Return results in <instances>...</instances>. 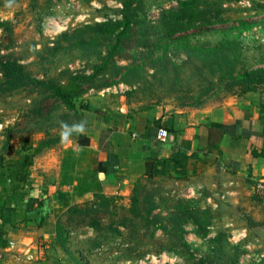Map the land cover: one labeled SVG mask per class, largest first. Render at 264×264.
Masks as SVG:
<instances>
[{
  "label": "rangeland",
  "instance_id": "obj_1",
  "mask_svg": "<svg viewBox=\"0 0 264 264\" xmlns=\"http://www.w3.org/2000/svg\"><path fill=\"white\" fill-rule=\"evenodd\" d=\"M178 5L179 0H143L136 10L138 23L126 36L122 50L115 53L94 85H84L88 89L81 97L101 110L134 113L155 106L169 112L211 108L240 96L241 85L230 83L203 49L236 37L242 45L228 54L237 67H264V0H224L225 21L163 38L161 17ZM121 8L117 0H0V22L12 23L10 29L0 28V42L4 45L0 59L18 60L32 76L61 83L68 81L71 72L94 73L95 65L106 63L115 40L103 38L97 46L80 47L73 45L75 40L65 33L72 35L88 23L120 19ZM66 113V108L48 98L47 93L36 92L33 83H24L11 93H0V152L10 126L16 130L7 148L16 141L36 145L45 130L59 131L60 120H75ZM142 183V204L156 205L150 217L158 224L144 227L140 221L130 238V248L120 249L112 237L98 236L92 227L74 222L67 248L62 249L65 264H193L190 254L198 259L206 256L214 264H231L237 246L236 264H264V226L249 229L246 219V214L264 219V208L254 192L243 190L236 194L218 187L196 192L175 188L174 193L168 183L161 184L159 180ZM136 184L127 195L115 194L122 197L117 214H97L104 223L131 215L129 207ZM94 194L75 204L94 202ZM189 200L192 205L184 214L182 204ZM65 211L60 209L57 216ZM190 213L199 227L188 217ZM185 218L189 220L183 226L184 233L178 222ZM123 231L130 235L125 228ZM182 235L190 246H180L178 252L168 251L182 241ZM216 237L220 242L214 241ZM52 246L57 248L54 242Z\"/></svg>",
  "mask_w": 264,
  "mask_h": 264
},
{
  "label": "crops",
  "instance_id": "obj_2",
  "mask_svg": "<svg viewBox=\"0 0 264 264\" xmlns=\"http://www.w3.org/2000/svg\"><path fill=\"white\" fill-rule=\"evenodd\" d=\"M85 134L86 146L70 139L38 154L27 180L17 161L32 143L13 140L0 153V264H31L27 253L36 264H65L63 250L52 246L60 209L97 192L127 195L149 161L157 177L194 192H254L264 180V90L196 110H110Z\"/></svg>",
  "mask_w": 264,
  "mask_h": 264
},
{
  "label": "trees",
  "instance_id": "obj_3",
  "mask_svg": "<svg viewBox=\"0 0 264 264\" xmlns=\"http://www.w3.org/2000/svg\"><path fill=\"white\" fill-rule=\"evenodd\" d=\"M122 3L123 8L120 9L121 18L120 19H107L102 22L88 23L83 27H80L72 35L65 33V36L73 41L75 46H97L102 39L115 40L114 44H111V51L106 57V63L104 65H95V72L88 73H70L69 79L66 83H61L55 80H42L40 78L32 76V74L27 70L25 64L20 63L18 60H1L0 59V72L2 77L0 78V93H11L16 91L22 84L33 83L36 92L47 93L48 98H54L61 105H63L66 110L67 117L75 116V120L67 121L69 124L73 122L85 121L86 130L93 124L94 117L96 118L99 114H104L107 111L105 109H100L98 107H93L90 100L83 99L81 95L88 89L84 86L86 83L94 85L96 78L100 76L105 68L111 64V61L118 50H122L123 43L126 36L129 34L132 26L138 23L136 10L141 7L143 0H117ZM238 1V0H235ZM224 0H179V5L176 9H171L166 11L161 17L159 27L163 31V38H171L177 33L186 32L192 28L209 27L215 23L223 22L226 19L223 17L226 9L223 7ZM136 4V5H135ZM146 21V19L144 20ZM11 21L0 22V28L10 29ZM149 29V28H148ZM147 29V30H148ZM147 30H144L147 32ZM242 45V41L239 38H226L222 40L220 44L209 49H203L208 53L209 58L214 59L218 67V71L222 72L225 76L227 75V80L230 83H237L241 85V93L243 95L247 92L264 90V67L251 68V67H241L238 68L237 64L229 56L228 51L236 52ZM4 49V45L0 42V56L1 51ZM88 86V85H87ZM39 114H42V108L37 109ZM45 111V110H44ZM30 111L29 114H31ZM28 115V114H27ZM59 126V125H58ZM15 126H10L8 133L3 141L2 148L4 149L0 153L7 151V147L10 141L14 137ZM70 139L76 141L80 145L86 146L90 142V138L85 134L73 135ZM59 131L56 133L49 132L45 130L44 137L39 140L36 145L31 144L29 147L24 146L19 151L20 153L25 150V154L17 161V165L20 170L17 174L21 175V180H27L29 175V167L34 164L35 157L41 152L61 145ZM22 169L24 172H22ZM153 181L162 184L168 183L166 178L157 177L154 171V163L151 161L147 162V170L145 175L138 179L137 184L133 190L131 196V206L129 207L130 216L121 217V221H110L109 223H104L97 215L99 212L110 213L111 215L117 214V209L119 206V200L122 198L120 195H108L103 192H97L94 194V202L87 203L86 205H81L80 203L73 204L69 206L64 215H59L54 226V246H58L61 249H66L70 234L73 233L71 229V224H83L92 227L97 233L105 238L112 237V240L116 243L118 248H130L131 242L130 238L134 237V233L138 230V226L143 222V226L149 227L151 225H157L155 219L150 217L153 213L156 205L150 204L144 206L141 201L140 192L143 189L142 181ZM170 190L176 193L175 186L169 184ZM254 197L258 198V204H261L264 208V198L259 196L254 192ZM192 200L188 203L182 204L184 214L190 209L192 205ZM191 204V205H190ZM181 206V205H180ZM247 215L248 228L253 229V227L264 226V219H255L250 214ZM62 216V217H61ZM63 216H66L63 218ZM188 217H191L193 221L195 220L194 215L191 213ZM139 220V221H138ZM181 220L178 222L180 230L184 231L186 221ZM192 221V222H193ZM140 222V223H139ZM197 224L198 223L193 222ZM203 225L205 226L206 223ZM176 225L175 229L178 228ZM123 228L130 232V235H125L127 231H123ZM110 232V233H108ZM208 233V232H207ZM109 234V235H108ZM207 235V234H206ZM181 242L172 245L168 248V251L178 252L179 247L187 248L190 243L182 235ZM214 241H219V237H216ZM213 241V242H214ZM59 243V244H57ZM223 242L220 246H223ZM237 251L233 254V261L231 264H236L239 255V246L236 248ZM193 258V264H214L212 259L208 257H202L200 259ZM237 258V259H236Z\"/></svg>",
  "mask_w": 264,
  "mask_h": 264
},
{
  "label": "clouds",
  "instance_id": "obj_4",
  "mask_svg": "<svg viewBox=\"0 0 264 264\" xmlns=\"http://www.w3.org/2000/svg\"><path fill=\"white\" fill-rule=\"evenodd\" d=\"M58 123L61 143H68L73 135H82L86 131L85 121L69 124L67 121L60 120Z\"/></svg>",
  "mask_w": 264,
  "mask_h": 264
},
{
  "label": "built area",
  "instance_id": "obj_5",
  "mask_svg": "<svg viewBox=\"0 0 264 264\" xmlns=\"http://www.w3.org/2000/svg\"><path fill=\"white\" fill-rule=\"evenodd\" d=\"M169 136V130L166 127L159 129L158 137L159 139L165 140ZM254 192L259 196L264 198V180H259L254 185ZM26 259L31 262V264H36V257L32 253L26 254ZM130 262H127V264Z\"/></svg>",
  "mask_w": 264,
  "mask_h": 264
}]
</instances>
